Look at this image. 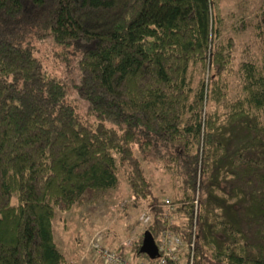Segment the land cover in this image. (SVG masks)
Instances as JSON below:
<instances>
[{"label":"trees","instance_id":"trees-1","mask_svg":"<svg viewBox=\"0 0 264 264\" xmlns=\"http://www.w3.org/2000/svg\"><path fill=\"white\" fill-rule=\"evenodd\" d=\"M216 4L0 0V264H65L54 207L116 186L118 166L151 215L128 253L149 257L143 231L165 227L150 154L182 173L173 228L195 225L194 264H264V40L235 62ZM30 35L78 53L85 117Z\"/></svg>","mask_w":264,"mask_h":264},{"label":"rangeland","instance_id":"rangeland-1","mask_svg":"<svg viewBox=\"0 0 264 264\" xmlns=\"http://www.w3.org/2000/svg\"><path fill=\"white\" fill-rule=\"evenodd\" d=\"M215 1L220 17L217 38L229 41L233 60L237 62L256 55L264 40V0ZM26 40L33 46L43 69L64 82L67 98L85 117L87 101L75 87L79 78L78 53L51 36L30 35ZM166 163L164 158L155 160L150 154L145 158L144 169L153 191L160 197L173 198L182 173ZM146 205L145 198L130 193L127 178L118 166L116 186L97 196L86 189L68 209L54 207L52 234L65 264H103L91 245L96 237L111 247L133 248L144 225L140 214L148 209ZM123 241H130V245L124 246Z\"/></svg>","mask_w":264,"mask_h":264},{"label":"built area","instance_id":"built-area-1","mask_svg":"<svg viewBox=\"0 0 264 264\" xmlns=\"http://www.w3.org/2000/svg\"><path fill=\"white\" fill-rule=\"evenodd\" d=\"M194 212L196 211V198L193 199ZM178 204L169 196L162 198V216L165 220V227L159 232L155 243L157 253L153 257L141 256L134 258L128 253L129 248L123 246L111 247L103 244L96 237L91 245L96 253L101 257L103 264H194L193 250L195 238V225L192 226L191 239L187 241L181 232L173 228L177 221ZM151 215L148 210L140 214V219L144 224L150 221ZM123 245L128 247L130 241H123Z\"/></svg>","mask_w":264,"mask_h":264},{"label":"water","instance_id":"water-1","mask_svg":"<svg viewBox=\"0 0 264 264\" xmlns=\"http://www.w3.org/2000/svg\"><path fill=\"white\" fill-rule=\"evenodd\" d=\"M139 249L140 251L146 253L149 257H153L157 253L155 240L148 229L143 231Z\"/></svg>","mask_w":264,"mask_h":264}]
</instances>
